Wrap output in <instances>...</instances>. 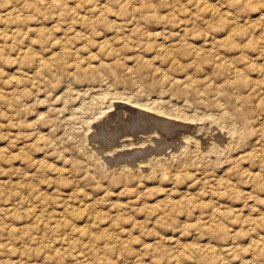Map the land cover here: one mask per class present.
<instances>
[{"label":"rangeland","instance_id":"obj_1","mask_svg":"<svg viewBox=\"0 0 264 264\" xmlns=\"http://www.w3.org/2000/svg\"><path fill=\"white\" fill-rule=\"evenodd\" d=\"M0 264H264V0H0Z\"/></svg>","mask_w":264,"mask_h":264},{"label":"bare ground","instance_id":"obj_2","mask_svg":"<svg viewBox=\"0 0 264 264\" xmlns=\"http://www.w3.org/2000/svg\"><path fill=\"white\" fill-rule=\"evenodd\" d=\"M130 138V137H129ZM139 139V138H138ZM134 140V139H133ZM144 140H145V138H144ZM128 142H130L129 140H127ZM123 146V145H122ZM146 147V146H145ZM152 157V156H151Z\"/></svg>","mask_w":264,"mask_h":264}]
</instances>
